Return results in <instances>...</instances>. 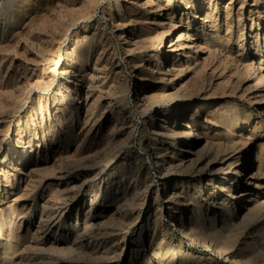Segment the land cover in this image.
<instances>
[{
    "label": "bare ground",
    "instance_id": "obj_1",
    "mask_svg": "<svg viewBox=\"0 0 264 264\" xmlns=\"http://www.w3.org/2000/svg\"><path fill=\"white\" fill-rule=\"evenodd\" d=\"M64 1L75 5L79 0ZM221 1L126 0L124 3L116 0L115 7H108L119 44L131 56V71L138 87L137 106L147 112L161 103L171 105L150 115L151 137L145 147L153 156L158 175L189 174L193 184H200L199 196L195 192L190 195L195 209L189 215L186 213L184 202L188 198H183L180 191H187L188 187L180 190L179 183H174L173 179L162 183V199H151L153 178L147 173L143 177L140 170L134 168L128 174L102 177L98 162L88 165L87 178L71 189L68 198L58 189L45 185L43 179L35 181L33 166L50 164L53 169L62 168L69 161L74 144L79 148L88 142V149L102 146L99 153L103 156L119 134L131 138L129 127L124 126L120 118H111L104 107L106 104L99 103L101 93L114 85L120 72L116 69L110 81L102 80L110 57L103 60L102 52H98L101 41L94 40L91 46H85L89 43L85 33V42L76 43L81 46L76 51L80 68L73 63L66 65V82L60 95L42 106L49 119L55 117L61 126L58 129L47 126L50 142H44L45 155L40 158L31 155L32 151L27 150L25 144L37 140L36 132L30 131L28 135L20 128L10 155L5 154L0 160V264H14L17 253L25 249L39 251L50 244L57 250L64 242L82 243L85 233L100 227L102 219L109 215L133 225L142 218L146 224L154 218L156 225L159 215L162 216L160 210L167 208L169 219L185 235L208 244L209 238L223 237L230 225L243 223L260 213L264 208V87H261L264 85V0H253L249 11H245L247 0H224V6L220 7ZM18 2L26 12H30L32 2L38 4V0ZM247 12L250 27L245 20ZM86 13L89 16L90 10ZM150 17H155L154 28L149 24ZM174 34H178L177 38ZM9 39L5 33L0 34V45ZM92 49L94 56L90 54ZM249 49L253 53L247 52ZM136 51L140 52L137 56ZM23 65L9 74L6 81L0 66V87L13 88L8 92L10 98L16 97L22 81H29L31 77V70ZM249 78L252 85H247L248 90L251 89L247 102L263 104L259 111L263 116L261 120L251 118L237 101L240 86ZM95 90H98L96 95ZM215 97L230 100L215 106ZM51 108L54 113L50 112ZM108 122L113 124L110 132L99 136ZM251 146L254 147L253 157L249 154L251 149L247 148ZM143 163L142 168L146 166ZM249 170L247 181L242 182L241 176ZM91 177L103 195L99 200L91 199L83 208L77 195L82 188H89L86 183ZM216 183L220 186L216 187ZM40 188H43L39 196L40 209L29 217L31 207L26 211L25 206L20 207V201ZM134 193L142 202L143 210L138 213L126 203ZM74 208L76 212L72 213ZM75 216L74 224L71 220ZM52 235L59 236V240L51 238ZM146 243L151 245V239L142 237L134 244L130 264L151 263L147 254L142 261L137 259L138 255H143ZM35 258L29 257V261L22 264L42 263Z\"/></svg>",
    "mask_w": 264,
    "mask_h": 264
},
{
    "label": "rangeland",
    "instance_id": "obj_2",
    "mask_svg": "<svg viewBox=\"0 0 264 264\" xmlns=\"http://www.w3.org/2000/svg\"><path fill=\"white\" fill-rule=\"evenodd\" d=\"M223 1L219 4L220 7L224 6ZM115 2L116 0H79L77 4L69 5L64 0H38V4L32 2L29 6L32 7L30 12H26L21 9L22 4L18 0H0V34L5 33L10 38L9 41L0 45V66L4 73L2 74L4 81L8 80V76L13 74L21 63H24L23 66H28L31 70L29 81H22L21 89L17 92L16 97H14L15 95L11 98L8 96V92L13 89L12 87H0V160L5 154L6 156L10 155L11 147L18 139L20 128L25 130V133L28 132V135L30 131L36 132L37 140L33 144H25L27 150L32 151V154H30L38 155V158L45 155L44 142H50V137L46 132L47 126L51 125L57 129L61 126L59 120L55 117L49 119L48 112L42 109V106L60 95V91L66 82L65 66L73 63L76 68H80L76 51L80 50L81 46H77L76 43L83 44L87 34L89 43L84 45L91 46L92 41H101L103 47L101 46L102 50L100 49L101 51L98 52H102L103 60L110 57L109 68L107 70L104 68L101 75L102 80L110 81L116 69L120 72V77L117 78L118 81L116 80L110 89L107 88L106 93H101L102 97H100L101 101L99 103L103 106L106 104L104 107H106V111L111 118H120L124 126L129 127L131 138L119 134L114 138L113 146L110 150L107 149L103 156H100L99 153L102 146L88 149V142L80 145L79 148L75 147L78 144H74L73 149L75 152L72 149L69 161L62 165V168L53 169L50 164L47 166L45 164L33 166L35 181L43 179L45 185L58 189L61 195L64 194L68 198L71 189L80 185L87 178L85 174V171L89 169L87 166L95 162L99 163V172L102 177H116L123 173L128 174L136 169L140 170L139 173L143 177H146L147 173L153 178V181H151V199L153 200L163 198L160 188L163 185L162 183L168 181V179L171 181L173 179L174 183L178 182L180 190L182 187H188L187 191L181 190L180 194L183 198H188L184 202V207L189 215L190 211L195 209L194 200L191 199L190 195L195 192L194 194L199 196L200 184L198 182L193 184L195 182L192 181L189 174H180L179 176L172 174L168 177H161L157 173L158 167L152 158L153 156H151L149 149L145 147L151 137L149 118L151 114L161 108L165 109L171 105L161 103L150 108L147 112L142 111L137 106L135 93L138 87L136 76L131 71V56L119 44V40L112 29L108 12L110 5L115 7ZM122 2L126 3V0H122ZM252 2L253 0H247L245 11H249ZM89 10L90 14L88 16L86 12ZM66 11L69 13L67 14ZM245 15L247 27H250L248 12ZM255 15L257 16L256 12ZM154 18L150 17L149 24L152 25ZM152 27L154 28V25ZM177 36L178 34H174L175 38ZM93 51L92 49L90 54L94 56ZM247 52L253 53V50L249 49ZM135 54L137 56L140 52L136 51ZM84 70H86V65H84ZM251 83L252 79L249 78L240 86L239 94L237 92L238 96L236 95L237 101L243 109L248 110L247 113L250 114L251 118L261 120L263 116L259 111L263 104L247 102V97L250 96L251 92V89L248 90L247 85H252ZM262 86L264 87L263 84H261ZM29 92L31 94L28 96ZM96 93L98 94V90H95L94 95ZM242 93L241 97L240 94ZM7 97L9 98L6 99ZM228 100H230L228 97H215L213 103L218 106L221 103L226 104ZM207 106L208 104L205 105V108ZM52 110L51 108L50 112L54 113ZM112 127V122L106 123V130L99 133V136L103 137L108 134ZM247 148L251 149L249 154L253 157L254 150L252 149L254 147ZM51 149L52 147L49 148V151ZM142 163L146 165L143 168ZM250 172V170L244 172L240 180L246 182ZM203 183L206 184V180H203ZM86 184L89 188H82L77 195L83 208L90 204L91 199L96 198L99 200L103 195L99 185L94 184L93 177ZM218 185L219 183L215 184L216 187L220 186ZM43 188H40L38 192H31L20 201V207L25 206L26 211L31 207V212L28 211L27 214L29 217H33L34 212L36 213L40 209L38 206L39 196ZM138 197V194L134 193L129 196L127 202L125 201L135 213L143 210L142 202ZM4 202L3 204H6V200ZM69 202L71 201L67 203ZM97 204L95 207H98ZM137 204L139 205L137 206ZM76 209L74 208L72 213H75ZM160 213L162 216L159 215L158 224L156 225L154 218L147 224L145 219L142 218L133 225L109 215L106 219H102L103 223L100 227L98 226L95 228L96 230L93 229L85 233V237L83 236L85 240H82V243L72 244L71 242L70 244V242L62 241L64 243L57 250L53 249L50 244H46L39 251L32 248L25 249L27 253L25 251L17 253L14 264L26 263L29 261V257L35 258V255L37 257L34 260H37V262L41 260V264H130L133 261L131 258L133 246L142 237L148 240L151 239V245H149L150 242L146 243L143 255H138L137 259L142 261L147 254L148 258L150 257V264H264V208L260 213H256L243 223L230 225V228L224 230L223 237L216 240L209 238L208 244L185 235L177 224L169 219L167 208L161 209ZM76 219L75 216L71 221L75 224ZM206 227L207 225H205ZM56 237L55 235L51 236L53 239H56ZM59 238L58 236L57 240Z\"/></svg>",
    "mask_w": 264,
    "mask_h": 264
}]
</instances>
